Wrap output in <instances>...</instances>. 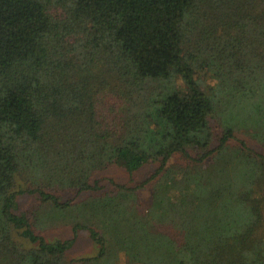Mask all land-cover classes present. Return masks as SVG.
<instances>
[{
    "label": "trees",
    "instance_id": "16d2710c",
    "mask_svg": "<svg viewBox=\"0 0 264 264\" xmlns=\"http://www.w3.org/2000/svg\"><path fill=\"white\" fill-rule=\"evenodd\" d=\"M0 264H264V0H0Z\"/></svg>",
    "mask_w": 264,
    "mask_h": 264
},
{
    "label": "rangeland",
    "instance_id": "374dc122",
    "mask_svg": "<svg viewBox=\"0 0 264 264\" xmlns=\"http://www.w3.org/2000/svg\"><path fill=\"white\" fill-rule=\"evenodd\" d=\"M213 82V80H211ZM241 135H243L241 133ZM244 136V135H243ZM107 175L110 177H113L114 179L118 180V181H128L129 180V173L127 172V170L121 166H117L114 165L111 168H109L106 171ZM144 174H146V172H143L142 174H139L144 176ZM146 194V193H145ZM144 194V195H145ZM147 195V194H146ZM27 200H24L23 204L26 206L27 204L29 205V203L31 202V200H29V203L26 204ZM64 230V229H62ZM73 234L72 230L70 228H67L64 231L61 230H56L53 234L54 237H70ZM78 237L75 241L74 246H72L71 248V254H73L74 256H82V255H94L97 253L98 251V247L96 245V243L94 242V240L91 238L89 232L82 230L78 233Z\"/></svg>",
    "mask_w": 264,
    "mask_h": 264
}]
</instances>
